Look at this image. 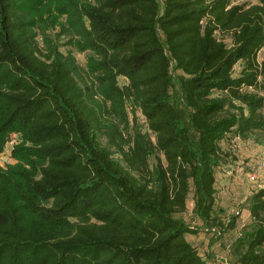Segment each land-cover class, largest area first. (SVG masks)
<instances>
[{
    "label": "trees",
    "instance_id": "16d2710c",
    "mask_svg": "<svg viewBox=\"0 0 264 264\" xmlns=\"http://www.w3.org/2000/svg\"><path fill=\"white\" fill-rule=\"evenodd\" d=\"M263 49L264 0H0V152L20 137L0 165V264H216L187 235L224 227L223 141L264 130ZM127 99L155 142L125 148ZM261 184L231 264H264ZM192 187L199 226L181 216Z\"/></svg>",
    "mask_w": 264,
    "mask_h": 264
},
{
    "label": "rangeland",
    "instance_id": "374dc122",
    "mask_svg": "<svg viewBox=\"0 0 264 264\" xmlns=\"http://www.w3.org/2000/svg\"><path fill=\"white\" fill-rule=\"evenodd\" d=\"M256 0H253V2ZM59 28L47 29V33L53 35ZM39 45L44 46V40L38 36ZM60 48L63 52L73 51L77 57L78 62L82 67H86V62L89 52H77L71 45L67 44V37L63 36L59 39ZM264 54V49L260 56ZM241 63L238 64L239 69ZM127 80L124 77L119 78V85L124 86ZM126 113L128 121H122L121 117L115 116L113 120L118 124L119 131L122 132L125 148H128L129 143L133 145L135 134L140 131L143 134H149L152 141L155 142L154 134H151L147 127V122L140 108H136L131 100H126ZM116 140L121 142V138L117 135ZM14 141L10 144L8 141ZM229 141H223V160L221 165L217 168V188H218V202L216 206V215L219 216L223 222V228L217 227L216 230L212 227L209 231L200 230L196 235L188 234L187 238L195 244L203 256L211 254L212 259L216 264H226L225 258L228 262H236V256L232 250V244L235 242L238 232L241 231V224L244 222L247 228L252 225L251 216L244 208L247 198L251 195L257 184L250 182L249 177L252 172L264 174V170L259 168L264 161V130L255 131L247 138L234 137V134L229 135ZM5 148L0 152V165L5 166L8 162H14L12 158V150L20 142L19 135L12 133L9 136ZM104 145H108V137L104 135L101 139ZM117 156V154H116ZM160 158L163 164L166 163L163 153L156 151L150 157V167L152 168ZM194 189L188 198L187 211L182 213L190 224L199 226L202 221L196 214L192 213ZM242 208L241 215L236 218V225L231 227L229 222L234 216L232 212ZM244 208V209H243ZM220 229V230H219Z\"/></svg>",
    "mask_w": 264,
    "mask_h": 264
},
{
    "label": "built area",
    "instance_id": "2783aa9c",
    "mask_svg": "<svg viewBox=\"0 0 264 264\" xmlns=\"http://www.w3.org/2000/svg\"><path fill=\"white\" fill-rule=\"evenodd\" d=\"M244 1L251 2V3L253 2V0H236V3H241V2H244ZM9 143L13 144L14 141L11 140V141H9ZM259 168L261 170H264V161L260 164ZM263 176H264V174H260V173H257V172H252L250 177H249V180L253 184H257L259 182V184L257 186H261L262 185L261 182H262ZM236 212H238V210H234L232 212V214H236ZM244 226H245V223L242 222L241 228H243ZM225 262H226V264H231V263L228 262L227 258H225Z\"/></svg>",
    "mask_w": 264,
    "mask_h": 264
}]
</instances>
